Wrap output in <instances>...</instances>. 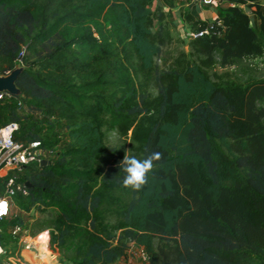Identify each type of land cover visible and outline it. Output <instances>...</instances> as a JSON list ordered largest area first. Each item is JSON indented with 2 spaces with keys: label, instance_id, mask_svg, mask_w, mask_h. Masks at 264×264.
<instances>
[{
  "label": "trees",
  "instance_id": "obj_1",
  "mask_svg": "<svg viewBox=\"0 0 264 264\" xmlns=\"http://www.w3.org/2000/svg\"><path fill=\"white\" fill-rule=\"evenodd\" d=\"M152 1L0 0V76L22 68L0 121L42 142L21 124L26 105L69 140L16 203L44 215L30 235L47 230L69 264H114L130 243L149 264H264V80L217 83L206 72L264 56V0H218L213 22L185 13L208 35L167 69L155 60L172 38ZM105 132L129 138L130 152L107 148ZM153 152L162 155L147 183L125 188L124 155Z\"/></svg>",
  "mask_w": 264,
  "mask_h": 264
},
{
  "label": "built area",
  "instance_id": "obj_2",
  "mask_svg": "<svg viewBox=\"0 0 264 264\" xmlns=\"http://www.w3.org/2000/svg\"><path fill=\"white\" fill-rule=\"evenodd\" d=\"M185 3L203 4L207 0H183ZM208 31H191V39L207 36ZM11 95L0 93V102L11 100ZM17 105L21 101L17 100ZM20 125L9 122L0 127V226L11 221L12 208L16 199L25 201L29 197V189L25 186L30 176L41 167L42 161L51 164L56 154L39 140L27 141L17 138ZM35 209L34 206L28 207ZM9 237L15 246L11 249L3 239L0 229V264H32L27 253H33V261L47 264L48 260L57 257L56 249L50 246V234L43 231L35 236L30 235L24 224L15 223L10 226ZM142 256L148 257L144 249ZM56 259V258H55ZM149 262V258H147Z\"/></svg>",
  "mask_w": 264,
  "mask_h": 264
},
{
  "label": "rangeland",
  "instance_id": "obj_3",
  "mask_svg": "<svg viewBox=\"0 0 264 264\" xmlns=\"http://www.w3.org/2000/svg\"><path fill=\"white\" fill-rule=\"evenodd\" d=\"M180 2H183V0H180ZM166 21L172 41L169 45L165 46L162 49L161 56L155 60V63L159 66L160 69L169 68L178 54H180L181 52L190 54L191 50L189 47L191 39H182L184 37H182L181 34L175 32V29L171 26L167 18ZM156 24L157 23H155L154 30L157 27ZM188 58L192 61H195V57L192 55H189ZM206 72L211 80L217 83L231 82L235 84L245 85L251 81L264 80V56L255 60L250 59L240 61L236 65L227 68H220L218 65H215L214 67L208 69ZM143 88L149 94L156 95L157 93V89L150 82L144 83ZM18 114L21 124L23 126L28 125L35 127V130L41 135V140L44 146L48 149L53 150L55 154L65 150L68 147L69 140L67 139L63 124L41 122L36 117V114L38 115V113L29 112L26 105H22L19 107ZM1 126H3L2 121H0V127ZM21 135L22 134L18 132L17 138L20 139L22 137ZM104 143L107 148L124 149L127 153H129L132 141L129 138L120 137L113 132H105ZM42 216L44 215L36 211V209L25 208V210H23L18 207L16 202H14V207L12 208V217H20L22 219V224H24L28 228L34 219L41 218ZM10 226V224H2L0 226V229L3 233V238H5V243L9 248L12 249L15 244L9 237ZM54 252L58 254L57 257H55L56 259L54 258L53 261L48 260L47 264H69L67 257L63 256L58 251ZM28 254L29 259L33 262V253L30 252ZM147 258L145 259L142 256L141 249L139 247L130 243L129 249L124 259L114 264H149Z\"/></svg>",
  "mask_w": 264,
  "mask_h": 264
},
{
  "label": "crops",
  "instance_id": "obj_4",
  "mask_svg": "<svg viewBox=\"0 0 264 264\" xmlns=\"http://www.w3.org/2000/svg\"><path fill=\"white\" fill-rule=\"evenodd\" d=\"M264 7V1L261 2ZM225 7L224 4H220L218 0H207L203 4H192L180 2V0H153L152 10L159 8L166 16L167 20L171 26L175 29L176 33L181 34L182 39H191V29L189 25L185 22V13H190L192 16L199 20L206 22H213L222 17V8ZM249 14L250 24L254 29H258L259 21L255 15L251 13L249 9H245ZM36 117L41 122H47L45 116L38 113ZM27 259H29V254H26ZM30 260V259H29ZM32 264H38L34 261Z\"/></svg>",
  "mask_w": 264,
  "mask_h": 264
},
{
  "label": "clouds",
  "instance_id": "obj_5",
  "mask_svg": "<svg viewBox=\"0 0 264 264\" xmlns=\"http://www.w3.org/2000/svg\"><path fill=\"white\" fill-rule=\"evenodd\" d=\"M160 152H153L143 160L135 156L124 155L120 165H123L122 171L125 173L122 184L125 188H131L135 191L147 183V174L153 169L154 161L161 159Z\"/></svg>",
  "mask_w": 264,
  "mask_h": 264
},
{
  "label": "water",
  "instance_id": "obj_6",
  "mask_svg": "<svg viewBox=\"0 0 264 264\" xmlns=\"http://www.w3.org/2000/svg\"><path fill=\"white\" fill-rule=\"evenodd\" d=\"M21 71H22V68L17 67L12 72H10L8 75L0 76V93H7L13 97H18L20 95V91L16 87V81ZM48 164H49L48 161L41 162L42 167ZM25 186L28 189L32 188V185L30 184V182H26Z\"/></svg>",
  "mask_w": 264,
  "mask_h": 264
}]
</instances>
